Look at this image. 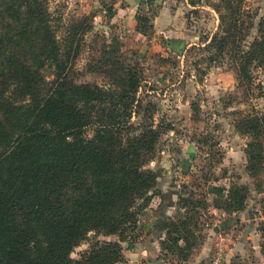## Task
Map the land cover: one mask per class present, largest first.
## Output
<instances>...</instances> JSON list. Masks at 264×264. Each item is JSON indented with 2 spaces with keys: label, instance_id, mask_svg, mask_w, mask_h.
I'll use <instances>...</instances> for the list:
<instances>
[{
  "label": "trees",
  "instance_id": "1",
  "mask_svg": "<svg viewBox=\"0 0 264 264\" xmlns=\"http://www.w3.org/2000/svg\"><path fill=\"white\" fill-rule=\"evenodd\" d=\"M242 3L221 0L215 6L220 32L206 47L230 54L246 85L252 67H264V33L242 47ZM136 21L144 35L153 27L147 28L150 18L140 11ZM54 22L49 0H0V264L124 263L121 242L129 230L139 229L158 185V174L146 165L156 157L162 132L152 122L132 121L143 109L137 66L118 59V48L105 47L94 69L111 79L110 86L79 83L72 70L90 19L69 26L64 38ZM238 127L254 138L249 167L258 172L264 162V113L249 115ZM231 194L226 211L245 210L246 190ZM187 204L182 198L179 210ZM190 225L186 214L170 218L162 249L184 251L179 244L184 241L188 250ZM260 230L264 238V222ZM92 233L121 240H95L80 260L73 259Z\"/></svg>",
  "mask_w": 264,
  "mask_h": 264
},
{
  "label": "rangeland",
  "instance_id": "2",
  "mask_svg": "<svg viewBox=\"0 0 264 264\" xmlns=\"http://www.w3.org/2000/svg\"><path fill=\"white\" fill-rule=\"evenodd\" d=\"M122 1L49 0V7L60 38L66 36L72 24L85 17L90 19L91 30L83 38L81 54L72 70L79 83L110 86L111 79L94 69L105 47L118 48L117 58L137 66L141 73L138 96L143 109L132 121L152 122L162 136L156 157L146 165L158 174V185L150 192L151 199L139 220L145 215L157 217L167 201L164 195L172 192L178 211L171 218L186 214L191 223L188 250L184 241L179 243L184 251L172 254L163 250L167 231L157 241L160 264H207L219 251L224 264H264L260 230L264 222V162L258 172L250 169L248 147L254 138L238 127L249 115L264 113V67L253 66L251 81L245 85L238 78L230 54L207 49L220 32L215 6L221 0H189L204 9L188 14V28L197 26L196 19L205 12L202 21L208 26L213 16L216 29L204 27L200 43L189 45L183 54L169 52L166 35L156 27L160 6L142 5L138 10L150 18L147 28L153 26L144 35L138 31L137 22L135 26L126 25L129 10L120 12ZM241 9L243 18L238 28L243 35L239 36L242 47H247L264 33V0H243ZM171 36L178 34L173 31ZM87 134L93 136L94 129H88ZM240 188L248 195L245 210L226 211L232 190ZM182 198L188 200L183 211L179 210ZM95 240L115 243L121 239L92 233L75 249L72 258L80 260ZM148 241L149 236L140 229L129 230L127 240L121 242L125 262L127 251ZM142 264H148V259Z\"/></svg>",
  "mask_w": 264,
  "mask_h": 264
},
{
  "label": "crops",
  "instance_id": "3",
  "mask_svg": "<svg viewBox=\"0 0 264 264\" xmlns=\"http://www.w3.org/2000/svg\"><path fill=\"white\" fill-rule=\"evenodd\" d=\"M122 3L123 10H120V12L125 13L126 9L129 10L128 17L125 18L126 25L135 26L137 22L136 13L142 7L140 0H123ZM160 7V14L155 19V22L159 32L166 35L169 52L183 54L189 45L200 43L204 27H208L209 30L211 29L210 27H213L214 30L216 29V20L213 16V22L208 26L202 21L201 15L205 12H202L199 18L196 19L197 26L188 28L190 21V19L188 20V14L192 15L193 11L204 9L201 6H193L189 0H164L160 4ZM173 31L178 36L173 38L171 36ZM164 196L167 201L162 206L158 216L154 218L150 215H145L139 222L140 231L148 235L150 241L146 242V244L137 243L134 250H129L125 253L127 262L121 264H142L144 259H148V264H160L158 257L160 248L156 243L158 240L164 238L167 221L175 211H178V208L175 206L174 194L172 195V192H167ZM222 226L223 224L217 229L222 228Z\"/></svg>",
  "mask_w": 264,
  "mask_h": 264
},
{
  "label": "built area",
  "instance_id": "4",
  "mask_svg": "<svg viewBox=\"0 0 264 264\" xmlns=\"http://www.w3.org/2000/svg\"><path fill=\"white\" fill-rule=\"evenodd\" d=\"M207 264H224L222 252H218L217 255Z\"/></svg>",
  "mask_w": 264,
  "mask_h": 264
}]
</instances>
